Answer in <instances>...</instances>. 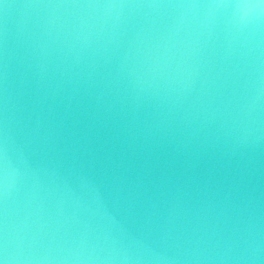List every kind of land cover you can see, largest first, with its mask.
<instances>
[{
	"label": "water",
	"instance_id": "95a60500",
	"mask_svg": "<svg viewBox=\"0 0 264 264\" xmlns=\"http://www.w3.org/2000/svg\"><path fill=\"white\" fill-rule=\"evenodd\" d=\"M0 264H264V0H0Z\"/></svg>",
	"mask_w": 264,
	"mask_h": 264
}]
</instances>
